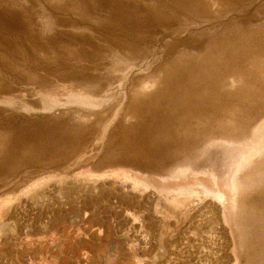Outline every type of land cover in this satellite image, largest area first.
Segmentation results:
<instances>
[{
  "label": "rangeland",
  "instance_id": "374dc122",
  "mask_svg": "<svg viewBox=\"0 0 264 264\" xmlns=\"http://www.w3.org/2000/svg\"><path fill=\"white\" fill-rule=\"evenodd\" d=\"M0 264H264V0H0Z\"/></svg>",
  "mask_w": 264,
  "mask_h": 264
}]
</instances>
